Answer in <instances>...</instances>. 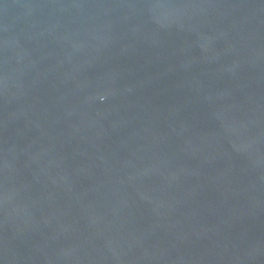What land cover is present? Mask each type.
I'll list each match as a JSON object with an SVG mask.
<instances>
[{"label": "water", "instance_id": "1", "mask_svg": "<svg viewBox=\"0 0 264 264\" xmlns=\"http://www.w3.org/2000/svg\"><path fill=\"white\" fill-rule=\"evenodd\" d=\"M0 264H264V0H0Z\"/></svg>", "mask_w": 264, "mask_h": 264}]
</instances>
